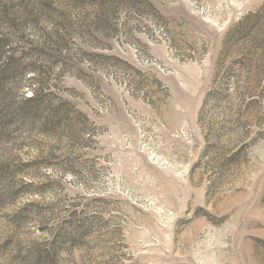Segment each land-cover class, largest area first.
<instances>
[{
    "label": "rangeland",
    "instance_id": "rangeland-1",
    "mask_svg": "<svg viewBox=\"0 0 264 264\" xmlns=\"http://www.w3.org/2000/svg\"><path fill=\"white\" fill-rule=\"evenodd\" d=\"M0 37V106L66 109L0 114V264H264V0H0Z\"/></svg>",
    "mask_w": 264,
    "mask_h": 264
},
{
    "label": "trees",
    "instance_id": "trees-1",
    "mask_svg": "<svg viewBox=\"0 0 264 264\" xmlns=\"http://www.w3.org/2000/svg\"><path fill=\"white\" fill-rule=\"evenodd\" d=\"M251 19V16H245L241 21L236 25V29L234 33L245 34L249 31V23L248 20ZM230 35V32L227 34ZM225 41V40H224ZM224 43V42H223ZM5 46V40L0 37V57L4 56L3 47ZM2 54V55H1ZM5 62L0 64V88L4 85L5 81L8 77L12 76L14 70L16 69V65L13 62V58L11 56L5 55ZM12 65V66H11ZM15 66V67H14ZM23 68V67H22ZM24 69V68H23ZM20 70L23 71L20 67ZM210 91L206 94L202 106L199 112V120H201L202 111L204 110V105L208 98L217 95L212 94ZM50 93H42L40 88L33 89L31 95H24L22 99H19L16 102H7L0 106V114L2 118H7L12 115H19L22 118H31L34 120H41L42 122V130L45 132L54 131L56 127L61 124L63 116L66 114V109H64L63 103H58V105H51L48 103V96ZM56 245L54 244L50 251H46V253L37 252V254L32 257L31 261H26V258L20 264H54V255L56 253Z\"/></svg>",
    "mask_w": 264,
    "mask_h": 264
}]
</instances>
